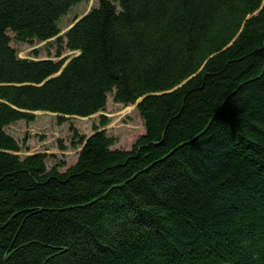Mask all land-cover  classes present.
Listing matches in <instances>:
<instances>
[{
	"label": "trees",
	"instance_id": "obj_1",
	"mask_svg": "<svg viewBox=\"0 0 264 264\" xmlns=\"http://www.w3.org/2000/svg\"><path fill=\"white\" fill-rule=\"evenodd\" d=\"M83 1L0 0V264H264V0H98L62 36ZM10 32L80 53L19 58ZM111 94L143 98L132 150L71 128L62 172L6 131Z\"/></svg>",
	"mask_w": 264,
	"mask_h": 264
},
{
	"label": "rangeland",
	"instance_id": "obj_2",
	"mask_svg": "<svg viewBox=\"0 0 264 264\" xmlns=\"http://www.w3.org/2000/svg\"><path fill=\"white\" fill-rule=\"evenodd\" d=\"M98 0H86L73 7L70 13L59 22L61 35L63 36L74 22L86 15L93 7L97 6ZM12 37V47L17 51L19 58L28 59H52L56 62L67 57L71 58L77 53L66 48L62 50V55L58 56L60 48L56 39L34 44L21 43L16 41L15 35ZM36 120L27 122L25 120L16 122L6 128L8 134L14 137L22 146L20 155L26 156L34 153L47 154V166L52 169L65 163L64 167H59L62 172L75 165L78 159L80 148L73 145L75 134L71 130L74 128L80 136H91L96 127L107 130L109 136L114 137L117 142L114 149L132 150L137 140L145 134L144 121L141 118L137 105L124 106L117 104L113 100V95H109L107 106L104 111L91 117H70L67 122L58 124L57 115L51 112H36ZM107 118L108 124L101 127L102 118ZM63 147H66L63 150Z\"/></svg>",
	"mask_w": 264,
	"mask_h": 264
},
{
	"label": "water",
	"instance_id": "obj_3",
	"mask_svg": "<svg viewBox=\"0 0 264 264\" xmlns=\"http://www.w3.org/2000/svg\"><path fill=\"white\" fill-rule=\"evenodd\" d=\"M83 17H84V16H83ZM71 27H72V26H71ZM71 27H70V28H71ZM70 28H69V29H70ZM69 29H68V30H69ZM79 53H80V52H78L77 55H79ZM67 63H68V62H67ZM64 67H65V66H64ZM64 67H63V68H64ZM59 74H60V73H59ZM57 75H58V74H57ZM142 100H143V98L139 99L138 102H137L135 105H138ZM35 113H36V112H35ZM54 114H56L57 116L59 115V114H57V113H54ZM77 160H78V159H77Z\"/></svg>",
	"mask_w": 264,
	"mask_h": 264
}]
</instances>
